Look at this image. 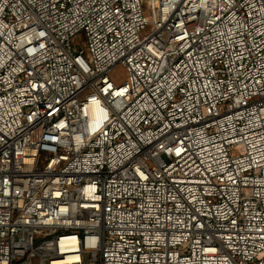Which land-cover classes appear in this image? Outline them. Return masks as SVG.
I'll use <instances>...</instances> for the list:
<instances>
[{
	"label": "built area",
	"instance_id": "obj_1",
	"mask_svg": "<svg viewBox=\"0 0 264 264\" xmlns=\"http://www.w3.org/2000/svg\"><path fill=\"white\" fill-rule=\"evenodd\" d=\"M34 259L264 264V0H0V264Z\"/></svg>",
	"mask_w": 264,
	"mask_h": 264
},
{
	"label": "rangeland",
	"instance_id": "obj_2",
	"mask_svg": "<svg viewBox=\"0 0 264 264\" xmlns=\"http://www.w3.org/2000/svg\"><path fill=\"white\" fill-rule=\"evenodd\" d=\"M110 77L116 83H123L127 79V73L125 68L122 65L115 66L110 72ZM32 263L37 264L38 260L34 259Z\"/></svg>",
	"mask_w": 264,
	"mask_h": 264
}]
</instances>
